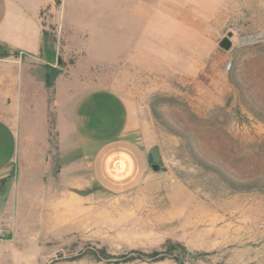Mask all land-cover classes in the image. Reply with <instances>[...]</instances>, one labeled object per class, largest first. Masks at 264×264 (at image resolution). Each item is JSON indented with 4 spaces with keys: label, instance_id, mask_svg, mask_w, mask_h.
Here are the masks:
<instances>
[{
    "label": "rangeland",
    "instance_id": "rangeland-1",
    "mask_svg": "<svg viewBox=\"0 0 264 264\" xmlns=\"http://www.w3.org/2000/svg\"><path fill=\"white\" fill-rule=\"evenodd\" d=\"M20 1L39 7L54 81L121 94L167 161L148 192L109 199L106 224L19 232L0 264H264V0ZM170 241L181 261H117Z\"/></svg>",
    "mask_w": 264,
    "mask_h": 264
},
{
    "label": "crops",
    "instance_id": "crops-1",
    "mask_svg": "<svg viewBox=\"0 0 264 264\" xmlns=\"http://www.w3.org/2000/svg\"><path fill=\"white\" fill-rule=\"evenodd\" d=\"M39 11L0 0L2 245L24 239L19 232L34 242L106 224L110 198L148 192L164 177L150 157L155 126L125 97L108 88L78 91L59 78L47 82L51 37Z\"/></svg>",
    "mask_w": 264,
    "mask_h": 264
},
{
    "label": "trees",
    "instance_id": "trees-1",
    "mask_svg": "<svg viewBox=\"0 0 264 264\" xmlns=\"http://www.w3.org/2000/svg\"><path fill=\"white\" fill-rule=\"evenodd\" d=\"M225 45H228V42H224ZM18 53V52H16ZM54 81V76L53 74H51L50 71L47 72V82L49 84H52ZM151 157V160H152V156L150 155ZM140 254L139 256H131V257H128V258H123L122 260H117L118 262L119 261H130V260H134V259H138V258H142L144 259L145 257H149L151 258L152 260H160V259H164L168 256V254H171V253H176V256L175 258L179 261L180 260V255L182 253H186V248L178 243V242H168L167 244H165L164 246V249L163 250H154V251H151V252H140L138 251ZM145 255V256H143Z\"/></svg>",
    "mask_w": 264,
    "mask_h": 264
},
{
    "label": "water",
    "instance_id": "water-1",
    "mask_svg": "<svg viewBox=\"0 0 264 264\" xmlns=\"http://www.w3.org/2000/svg\"><path fill=\"white\" fill-rule=\"evenodd\" d=\"M231 35V32L229 33ZM224 42H227V39L224 40ZM151 156H152V165L156 170L160 169V165L163 162L162 156L160 154L159 148L157 146H154L151 151ZM2 181L0 180V189L2 186Z\"/></svg>",
    "mask_w": 264,
    "mask_h": 264
},
{
    "label": "built area",
    "instance_id": "built-area-1",
    "mask_svg": "<svg viewBox=\"0 0 264 264\" xmlns=\"http://www.w3.org/2000/svg\"><path fill=\"white\" fill-rule=\"evenodd\" d=\"M6 235V226L0 225V240L3 239Z\"/></svg>",
    "mask_w": 264,
    "mask_h": 264
}]
</instances>
